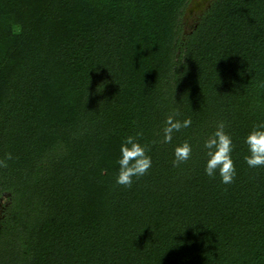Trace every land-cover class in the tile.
Wrapping results in <instances>:
<instances>
[{"label": "trees", "instance_id": "trees-1", "mask_svg": "<svg viewBox=\"0 0 264 264\" xmlns=\"http://www.w3.org/2000/svg\"><path fill=\"white\" fill-rule=\"evenodd\" d=\"M192 1L0 0V264H264V167L244 160L264 0H212L186 32ZM169 115L192 120L171 143ZM220 123L227 185L204 171ZM127 136L152 158L131 187L115 182Z\"/></svg>", "mask_w": 264, "mask_h": 264}, {"label": "clouds", "instance_id": "clouds-1", "mask_svg": "<svg viewBox=\"0 0 264 264\" xmlns=\"http://www.w3.org/2000/svg\"><path fill=\"white\" fill-rule=\"evenodd\" d=\"M192 124L190 118L179 120L169 115L163 127V139L171 143L173 134L188 128ZM247 145V155L244 160L249 168L264 167V122L257 124L244 138ZM235 145L231 134L225 131V125L220 123L215 131L208 135L203 142L206 154L205 174L215 178L218 174L223 184H231L236 176V166L233 160ZM192 146L184 141L175 146L172 163L176 166L187 161L191 156ZM117 159L118 172L116 184L131 187L135 178L141 177L151 168L152 158L147 147L137 137L127 136L123 139ZM11 159V154H8Z\"/></svg>", "mask_w": 264, "mask_h": 264}, {"label": "rangeland", "instance_id": "rangeland-1", "mask_svg": "<svg viewBox=\"0 0 264 264\" xmlns=\"http://www.w3.org/2000/svg\"><path fill=\"white\" fill-rule=\"evenodd\" d=\"M211 2L212 0H193L191 2L183 19V25L186 32H188L192 28V26L200 19V16L204 12V10H206V8L209 6ZM19 31L20 30H17V32ZM97 157H98V153L96 152L95 155L93 156V159L87 171L91 173H96V172L99 173L97 171ZM6 202L7 201L5 200L2 202V207L6 204ZM2 210H4V207ZM2 216H3V211H0V218Z\"/></svg>", "mask_w": 264, "mask_h": 264}, {"label": "flooded vegetation", "instance_id": "flooded-vegetation-1", "mask_svg": "<svg viewBox=\"0 0 264 264\" xmlns=\"http://www.w3.org/2000/svg\"><path fill=\"white\" fill-rule=\"evenodd\" d=\"M2 202H3V200L0 201V211H3V210H2V209H3V207H2Z\"/></svg>", "mask_w": 264, "mask_h": 264}]
</instances>
